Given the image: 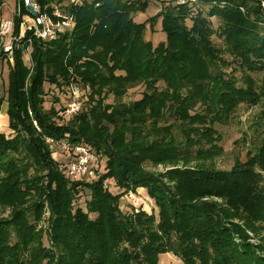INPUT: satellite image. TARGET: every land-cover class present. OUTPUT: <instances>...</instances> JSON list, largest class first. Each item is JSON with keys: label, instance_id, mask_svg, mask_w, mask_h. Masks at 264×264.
Returning a JSON list of instances; mask_svg holds the SVG:
<instances>
[{"label": "trees", "instance_id": "1", "mask_svg": "<svg viewBox=\"0 0 264 264\" xmlns=\"http://www.w3.org/2000/svg\"><path fill=\"white\" fill-rule=\"evenodd\" d=\"M36 1L48 12L56 2ZM165 1L139 23L134 15L148 0L68 3L71 31L49 41L28 33L15 48L6 80L13 135L0 132V208L9 210L0 217V264H159L166 252L181 264H264V131L244 162L212 167L223 153L215 124L264 100V7L259 0ZM159 18L165 40L154 46L145 28ZM19 21L14 16L16 31ZM46 83L66 99L77 84L81 109L68 118L65 105L45 109ZM137 85L141 97L125 102ZM46 137L86 143L102 161L98 177L66 176ZM146 163L169 168L155 172ZM106 178L118 193L103 188ZM137 187L156 215L122 212L120 200ZM82 189L90 193L84 210L74 207Z\"/></svg>", "mask_w": 264, "mask_h": 264}, {"label": "rangeland", "instance_id": "2", "mask_svg": "<svg viewBox=\"0 0 264 264\" xmlns=\"http://www.w3.org/2000/svg\"><path fill=\"white\" fill-rule=\"evenodd\" d=\"M56 2L53 3L54 6L58 7L61 12H63V8L65 5L69 3V0H55ZM149 6L144 12H139L136 15H134V20L136 22H145L149 17L155 15L159 12V10L162 8L164 4H168L165 0H148ZM0 2H3L0 16L2 17H13L15 11V4L16 0H0ZM170 2V1H169ZM203 9V11H205ZM64 13V12H63ZM193 14H196L197 12H192ZM161 19L159 18L157 22L155 23L153 30L150 29L149 24H146L145 28V39L152 42L154 46H156L159 42L165 40V33L161 30ZM211 25L214 29H217L221 22L216 18H211ZM188 25H190V22H187ZM212 41L215 46L222 48L223 41L221 38L217 35L212 36ZM29 55V50L27 49L25 52V56ZM224 57L226 59L230 60L231 58L224 54ZM28 61V58H26V62ZM7 67L5 64H2L1 70H0V116L1 113L4 114L6 111L5 109L1 108L4 106V102L6 100V80H7ZM227 71H230V68L227 69ZM235 77L239 78L241 76L240 71L235 72ZM52 92H49L45 97V109H48L51 105V103H54V106L59 109L62 108L66 102V93L65 95L61 92H56L53 88L49 87V84H45V90H51ZM143 92V86L137 85L133 88L128 89L125 96L123 97V100L125 102H131L134 100H137L141 97ZM82 94V93H81ZM56 100V101H55ZM112 97H109L107 99V102H112ZM264 108V100L259 103L256 106H247L246 104H241L239 107L235 110L233 115L231 116L229 122L225 124H215V129L217 132L221 135V141L220 146L222 147L223 153L216 157L212 161V167L217 170L222 171H228L232 168L235 161H241L244 162L247 159V156L250 153H253L255 151V148L258 146L260 138L262 136V133L264 131V125L261 120V113L262 109ZM3 117H0V120ZM6 124V123H5ZM0 132L4 133L6 136H12L13 132L9 130L6 125L4 129H0ZM53 157L57 162L64 161L66 159V156L64 153L60 151H54ZM99 163L102 164V161L99 160ZM145 168L151 171L155 172H164L169 167H165L163 165H158L156 167L152 166L149 163L145 164ZM100 172L102 171V166L100 165ZM91 181V180H87ZM102 186L104 189L108 190L111 193H118V188L115 186V181L113 178H106L102 182ZM134 192L136 196L139 198L138 206L137 208L133 207L130 201H128L126 198L120 200V203H122V212L123 213H132L134 211H144L146 214L151 215L154 213L157 214V208L155 207V204L153 200H151L146 192L145 189L142 187H137L135 189L129 190ZM128 191V192H129ZM89 191L86 189L81 190V195L79 198L76 199L74 202V207H80L83 210L85 209V202L89 199ZM125 197V196H124ZM205 200H214L216 202H221L220 198L217 197H204ZM141 200V201H140ZM134 210V211H133ZM9 214L8 209L0 208V217H5ZM91 219L95 217L94 214L89 215ZM46 212L43 213L41 218V226L46 227ZM249 236L251 237L249 241L253 244H258L260 242V239L249 232ZM262 237H264V233H262ZM261 237V238H262ZM262 244L264 245V240H262ZM159 264H181L180 260L172 253V252H166L160 255L159 257Z\"/></svg>", "mask_w": 264, "mask_h": 264}, {"label": "built area", "instance_id": "3", "mask_svg": "<svg viewBox=\"0 0 264 264\" xmlns=\"http://www.w3.org/2000/svg\"><path fill=\"white\" fill-rule=\"evenodd\" d=\"M177 5H193L196 0H172ZM264 7V0H259ZM69 3H81V0H69ZM3 2H0V12ZM32 8L33 14L29 11ZM50 12L41 8L36 0H18L13 10V17H0V64L9 66L13 64V53L20 46L26 34L43 41L57 38L59 35L73 29L75 21L72 15L63 13L58 7L52 5ZM243 11V8H240ZM14 16L20 18L18 30L14 23ZM30 42V40H28ZM82 91L77 84H70L67 92V102L63 114L66 118L81 109ZM46 143L53 152L64 153L66 159L60 162V168L66 176L72 179L94 180L100 173L99 158L86 143H73L67 139L55 140L46 137ZM102 166V165H101ZM126 198L133 207L137 208L139 197L132 191L127 192ZM141 201V200H140Z\"/></svg>", "mask_w": 264, "mask_h": 264}, {"label": "crops", "instance_id": "4", "mask_svg": "<svg viewBox=\"0 0 264 264\" xmlns=\"http://www.w3.org/2000/svg\"><path fill=\"white\" fill-rule=\"evenodd\" d=\"M0 17H2V16H0ZM1 67H2V64H0V70H1ZM1 108L5 109V111L7 110V102H6V100L4 102V106H2ZM1 115H2L3 118H1V120H0V129H4L5 125L8 128V117H7V113L6 112L4 114L1 113Z\"/></svg>", "mask_w": 264, "mask_h": 264}, {"label": "water", "instance_id": "5", "mask_svg": "<svg viewBox=\"0 0 264 264\" xmlns=\"http://www.w3.org/2000/svg\"><path fill=\"white\" fill-rule=\"evenodd\" d=\"M29 11H30V12L33 14V10H32V8H31V7L29 8Z\"/></svg>", "mask_w": 264, "mask_h": 264}, {"label": "bare ground", "instance_id": "6", "mask_svg": "<svg viewBox=\"0 0 264 264\" xmlns=\"http://www.w3.org/2000/svg\"><path fill=\"white\" fill-rule=\"evenodd\" d=\"M0 117H2V116H0Z\"/></svg>", "mask_w": 264, "mask_h": 264}]
</instances>
